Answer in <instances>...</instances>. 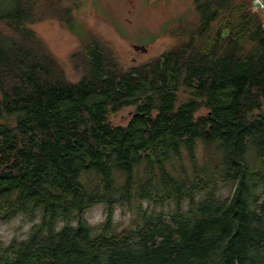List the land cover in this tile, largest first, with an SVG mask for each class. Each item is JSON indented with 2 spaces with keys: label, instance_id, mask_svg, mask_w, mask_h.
<instances>
[{
  "label": "trees",
  "instance_id": "16d2710c",
  "mask_svg": "<svg viewBox=\"0 0 264 264\" xmlns=\"http://www.w3.org/2000/svg\"><path fill=\"white\" fill-rule=\"evenodd\" d=\"M81 2L0 0V223L31 222L0 264H264V13L193 0L125 70L74 26ZM45 18L78 37L77 81L31 27Z\"/></svg>",
  "mask_w": 264,
  "mask_h": 264
},
{
  "label": "rangeland",
  "instance_id": "374dc122",
  "mask_svg": "<svg viewBox=\"0 0 264 264\" xmlns=\"http://www.w3.org/2000/svg\"><path fill=\"white\" fill-rule=\"evenodd\" d=\"M75 9V27L88 29L107 42L108 50L122 69L150 60L175 40L164 29L177 24L179 18H189L193 13V0H82ZM31 27L43 39L56 57L67 78L77 81L80 78L72 65L71 54L79 48L76 34L63 26L55 18H45ZM132 45L145 46L146 50H135ZM133 112L132 106L121 109L110 120L123 125ZM197 163H203L202 148L196 156ZM184 161L189 164L187 158ZM233 186H221L219 193L226 197ZM130 211L116 209L115 220L126 222ZM87 220L94 224L104 218L101 205H95L86 212ZM31 222H24L21 216L9 223H0V240L8 242L12 237H24Z\"/></svg>",
  "mask_w": 264,
  "mask_h": 264
},
{
  "label": "built area",
  "instance_id": "2783aa9c",
  "mask_svg": "<svg viewBox=\"0 0 264 264\" xmlns=\"http://www.w3.org/2000/svg\"><path fill=\"white\" fill-rule=\"evenodd\" d=\"M253 7L264 13V2L262 0H252Z\"/></svg>",
  "mask_w": 264,
  "mask_h": 264
},
{
  "label": "water",
  "instance_id": "95a60500",
  "mask_svg": "<svg viewBox=\"0 0 264 264\" xmlns=\"http://www.w3.org/2000/svg\"><path fill=\"white\" fill-rule=\"evenodd\" d=\"M264 2V0H262ZM132 47L135 49V50H142V51H145L146 48L145 46H142V45H132Z\"/></svg>",
  "mask_w": 264,
  "mask_h": 264
}]
</instances>
